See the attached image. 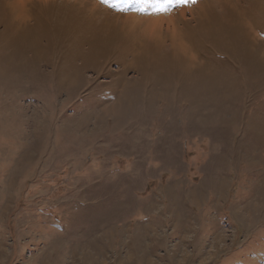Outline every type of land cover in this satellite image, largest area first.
Here are the masks:
<instances>
[{
    "label": "rangeland",
    "instance_id": "1",
    "mask_svg": "<svg viewBox=\"0 0 264 264\" xmlns=\"http://www.w3.org/2000/svg\"><path fill=\"white\" fill-rule=\"evenodd\" d=\"M113 2L0 0V264H264V0Z\"/></svg>",
    "mask_w": 264,
    "mask_h": 264
},
{
    "label": "snow or ice",
    "instance_id": "2",
    "mask_svg": "<svg viewBox=\"0 0 264 264\" xmlns=\"http://www.w3.org/2000/svg\"><path fill=\"white\" fill-rule=\"evenodd\" d=\"M147 2V0H146ZM169 3L172 2V0H168ZM176 3H178L179 5H190V4H194L197 2V0H175ZM102 4H107L111 7H117L118 5L116 3L113 2V0H101Z\"/></svg>",
    "mask_w": 264,
    "mask_h": 264
},
{
    "label": "bare ground",
    "instance_id": "3",
    "mask_svg": "<svg viewBox=\"0 0 264 264\" xmlns=\"http://www.w3.org/2000/svg\"><path fill=\"white\" fill-rule=\"evenodd\" d=\"M13 19H16V17H13ZM264 55V54H263Z\"/></svg>",
    "mask_w": 264,
    "mask_h": 264
}]
</instances>
